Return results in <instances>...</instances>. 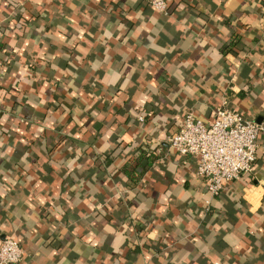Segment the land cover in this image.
Listing matches in <instances>:
<instances>
[{"label":"crops","instance_id":"crops-1","mask_svg":"<svg viewBox=\"0 0 264 264\" xmlns=\"http://www.w3.org/2000/svg\"><path fill=\"white\" fill-rule=\"evenodd\" d=\"M225 98L264 121V0H0V245L18 264H264V133L217 195L168 142Z\"/></svg>","mask_w":264,"mask_h":264},{"label":"built area","instance_id":"built-area-1","mask_svg":"<svg viewBox=\"0 0 264 264\" xmlns=\"http://www.w3.org/2000/svg\"><path fill=\"white\" fill-rule=\"evenodd\" d=\"M151 4L167 12L168 0H151ZM139 119L144 121L145 117L139 116ZM262 133L264 121L246 117L225 98L212 120L188 110L180 130L168 142L180 154L197 159V174L207 180L210 194L217 195L227 182L253 171ZM24 254L19 241L11 235L5 236L0 245V264H18Z\"/></svg>","mask_w":264,"mask_h":264},{"label":"trees","instance_id":"trees-1","mask_svg":"<svg viewBox=\"0 0 264 264\" xmlns=\"http://www.w3.org/2000/svg\"><path fill=\"white\" fill-rule=\"evenodd\" d=\"M235 35V34H234ZM238 44V38L236 37V36H234L233 37V40H231L230 42H229V44H228V46H226V48H225V50H231V49H233V47L235 46V45H237ZM234 109H236V108H234ZM237 111H239V112H241L242 114H244L242 111H240L239 109H236ZM245 115V114H244ZM246 116V115H245ZM247 117V116H246Z\"/></svg>","mask_w":264,"mask_h":264}]
</instances>
